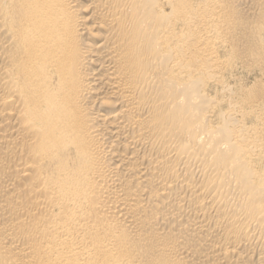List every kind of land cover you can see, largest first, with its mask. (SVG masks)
I'll list each match as a JSON object with an SVG mask.
<instances>
[{"label":"bare ground","instance_id":"obj_1","mask_svg":"<svg viewBox=\"0 0 264 264\" xmlns=\"http://www.w3.org/2000/svg\"><path fill=\"white\" fill-rule=\"evenodd\" d=\"M0 264H264V0H0Z\"/></svg>","mask_w":264,"mask_h":264},{"label":"rangeland","instance_id":"obj_2","mask_svg":"<svg viewBox=\"0 0 264 264\" xmlns=\"http://www.w3.org/2000/svg\"><path fill=\"white\" fill-rule=\"evenodd\" d=\"M252 80V79H251Z\"/></svg>","mask_w":264,"mask_h":264}]
</instances>
